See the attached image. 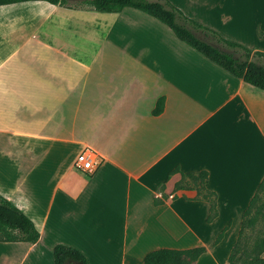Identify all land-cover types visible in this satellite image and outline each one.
I'll list each match as a JSON object with an SVG mask.
<instances>
[{
    "label": "crops",
    "instance_id": "0c3cea01",
    "mask_svg": "<svg viewBox=\"0 0 264 264\" xmlns=\"http://www.w3.org/2000/svg\"><path fill=\"white\" fill-rule=\"evenodd\" d=\"M171 1L264 51V0ZM151 18L134 7L0 5V194L40 231L26 243L0 229V264H54L58 243L88 264H146L154 249L196 246L206 251L195 264H232L264 178V90L197 60ZM88 146L104 156L93 172L75 167ZM203 169L217 193L212 221L210 201L176 188L181 171Z\"/></svg>",
    "mask_w": 264,
    "mask_h": 264
},
{
    "label": "trees",
    "instance_id": "16d2710c",
    "mask_svg": "<svg viewBox=\"0 0 264 264\" xmlns=\"http://www.w3.org/2000/svg\"><path fill=\"white\" fill-rule=\"evenodd\" d=\"M30 0H0V5ZM52 4H60L71 8H91L101 12H119L126 7L140 9L168 25L182 41L196 48L206 57L222 66L246 83L264 90V63L256 57H264V51H253L248 46L228 39L212 27L205 25L193 17L188 16L171 0H45ZM199 31L203 36L199 35ZM211 38L218 44L229 48L223 49L210 42ZM165 99L161 97L154 110L156 114L163 111ZM180 171L177 167L171 171ZM182 178L176 183V188H189L198 191V199L211 202V213L208 221L218 215L217 193L207 187L210 172L206 169L193 172H183ZM264 178L259 184L249 206L244 212V220L239 239L236 242L229 260L232 264H239V259L246 264H264V235L257 236L252 249H241L246 230L253 227L259 215L264 217ZM0 229L16 240L34 243L40 238V231L33 220L12 201L0 194ZM17 231V233H16ZM223 233L219 235V239ZM206 251L205 246L191 248H158L148 252L145 256L146 264H195V261ZM54 264H88L86 255L78 248L58 243L53 248ZM251 257H248L251 255ZM244 264V263H243Z\"/></svg>",
    "mask_w": 264,
    "mask_h": 264
},
{
    "label": "rangeland",
    "instance_id": "374dc122",
    "mask_svg": "<svg viewBox=\"0 0 264 264\" xmlns=\"http://www.w3.org/2000/svg\"><path fill=\"white\" fill-rule=\"evenodd\" d=\"M155 21L156 25H160V28H163L165 31H169V33L174 35V32L165 24L161 23L159 20L155 19V18H151ZM213 29L217 30L219 33L221 32L220 29L216 28V27H212ZM199 35L203 36V34L199 31H196ZM207 40H209L210 42L220 46L223 49L229 50L228 47L222 45V44H218L216 41L212 40L211 38H206ZM183 45H185V47H187V49H189L191 51V56L195 57L197 60L200 58L201 60H203L206 63H209L210 65H214L212 64V62L210 60H208L202 53H200L199 51H197L195 48L185 44L184 42H182ZM243 44V43H242ZM245 45V44H244ZM247 46V45H246ZM256 60L264 63V57H256ZM216 66V65H215ZM222 69V68H220ZM262 197L264 199V192L262 194ZM259 235H264V217H262L261 215H259V218L256 222V224L253 227H249L246 230V234L243 238V245H241V249H252V244L254 239L259 236ZM251 255H249L248 257H251ZM246 264L242 259H239V264Z\"/></svg>",
    "mask_w": 264,
    "mask_h": 264
},
{
    "label": "built area",
    "instance_id": "2783aa9c",
    "mask_svg": "<svg viewBox=\"0 0 264 264\" xmlns=\"http://www.w3.org/2000/svg\"><path fill=\"white\" fill-rule=\"evenodd\" d=\"M103 159V155H99L94 148L88 146L77 156L75 167L81 171L93 172L102 163Z\"/></svg>",
    "mask_w": 264,
    "mask_h": 264
}]
</instances>
